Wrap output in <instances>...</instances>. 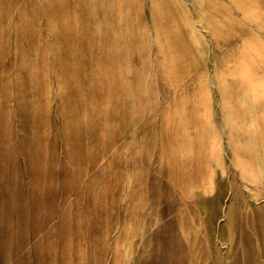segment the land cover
Here are the masks:
<instances>
[{
    "label": "rangeland",
    "instance_id": "1",
    "mask_svg": "<svg viewBox=\"0 0 264 264\" xmlns=\"http://www.w3.org/2000/svg\"><path fill=\"white\" fill-rule=\"evenodd\" d=\"M263 86L264 0H0V264H264Z\"/></svg>",
    "mask_w": 264,
    "mask_h": 264
},
{
    "label": "bare ground",
    "instance_id": "2",
    "mask_svg": "<svg viewBox=\"0 0 264 264\" xmlns=\"http://www.w3.org/2000/svg\"><path fill=\"white\" fill-rule=\"evenodd\" d=\"M238 119L244 122L242 136L246 138L234 135L237 138L230 150V161L240 169L241 178L255 186L252 192L259 193L264 191V124L261 123L264 122V110L260 114L255 112L253 101L245 98L239 108ZM247 184L246 187L251 188Z\"/></svg>",
    "mask_w": 264,
    "mask_h": 264
}]
</instances>
